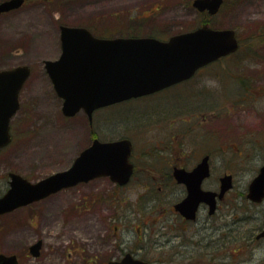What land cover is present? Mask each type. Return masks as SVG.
Wrapping results in <instances>:
<instances>
[{
    "label": "rangeland",
    "instance_id": "rangeland-1",
    "mask_svg": "<svg viewBox=\"0 0 264 264\" xmlns=\"http://www.w3.org/2000/svg\"><path fill=\"white\" fill-rule=\"evenodd\" d=\"M192 1L26 0L22 7L0 14V69L24 64L32 69L20 93L21 108L11 119L14 139L0 152V196L9 187L10 171L37 181L70 167L92 143L93 134L101 139L130 134L131 130L136 131L131 129L130 121L136 123L141 111L155 106L176 108V104H146L160 101L169 93L166 90L153 97L132 100L130 104L96 111L92 128L83 110L75 116H65L62 101L45 69V60L57 59L62 52L61 25L88 27L96 35L106 37L154 35L166 39L196 28L204 24L203 18L210 17L205 23L212 27L237 30L240 49L205 68L184 88L177 89L175 95L186 94L183 101L204 103L209 102V97L208 93L201 95V90L213 89L214 104H192L180 111V117L190 119L195 114L207 117L203 120L204 128L217 132V174L234 172V186L226 195L232 204L224 202L217 218L235 227L225 236L231 239L230 246L234 248L229 253L230 264H264V239L255 238L264 226V202L255 204L246 197L248 184L264 162V0H226L215 15L198 11ZM103 117L109 123L116 119H124V123L118 121L105 127ZM144 122L147 121L141 120L138 127ZM147 124L133 133L140 147L153 133ZM156 133L162 136L165 131ZM138 175L144 185L138 181L126 188H115L107 178L91 179L0 216V253L19 255L20 264H86V256H82L86 255L89 239L91 255L97 254L104 260L118 254L112 245L115 235L118 242L127 241L124 247L144 251L141 254L149 263L188 264L179 258L169 260L163 246L154 243L146 249L141 246L140 229L155 238L152 229L158 230L164 222L162 208L166 210L170 199L166 202L159 188L163 185L161 173L146 171ZM148 181L152 189L145 187ZM207 213L203 210L200 218ZM222 213H228L225 219H221ZM152 218H159V222L154 225ZM187 226L181 222L182 228ZM245 236L248 238L240 251L236 246H240ZM38 238L44 240V245L41 254L35 257L29 247ZM218 249L222 255L221 244L215 248Z\"/></svg>",
    "mask_w": 264,
    "mask_h": 264
},
{
    "label": "water",
    "instance_id": "water-1",
    "mask_svg": "<svg viewBox=\"0 0 264 264\" xmlns=\"http://www.w3.org/2000/svg\"><path fill=\"white\" fill-rule=\"evenodd\" d=\"M224 0H193L200 12L215 15ZM25 0H3L0 14L16 10ZM62 52L57 59L45 60V69L59 96L62 111L74 116L81 109L92 122L94 111L131 97L162 89L189 78L200 67L236 52L240 47L234 28H215L204 23L194 29L176 33L168 39L154 36L99 37L88 27L61 25ZM29 65L0 69V150L12 139L11 119L20 108V92L31 75ZM130 140L102 141L95 138L83 149L72 165L37 181L11 172L10 189L0 197V214L48 197L64 188L109 175L125 183L131 173ZM208 164L202 161L191 173L183 171L180 179L188 185L187 197L177 206L189 219L196 218L201 202L216 210L233 187V176L221 178L219 192L205 190L202 181L208 175ZM247 197L254 202L264 199V165L250 182ZM264 237V228L257 238ZM43 241L29 248L30 254H41ZM0 264H19L17 254L0 253ZM110 264H150L127 253Z\"/></svg>",
    "mask_w": 264,
    "mask_h": 264
},
{
    "label": "flooded vegetation",
    "instance_id": "flooded-vegetation-1",
    "mask_svg": "<svg viewBox=\"0 0 264 264\" xmlns=\"http://www.w3.org/2000/svg\"><path fill=\"white\" fill-rule=\"evenodd\" d=\"M233 54L234 53L229 54L227 56H232ZM219 60L220 59L212 61L200 67L189 78L183 79L179 82L173 83L162 89L156 90L148 94H144V95L137 96V97H131L129 99L111 103L110 105L101 107L94 111V115H95L96 111L108 110L109 108L115 105H118V104H130L132 100H139V99H143L149 96L153 97V96L159 95L160 92L169 90V93L165 95L160 101L151 100L146 104H169L173 106L174 104H176V108L174 110L172 106H167V107L155 106V108L149 107L147 110H143L139 113L140 118L138 117V120L136 123H132L130 121V124H132L130 126H133V128L131 129H136V131H141V128L145 126L147 123H148L147 124L148 126H151L150 130L153 131V133L148 135L144 139L147 142L143 144L141 147L137 145V141H136L137 139L135 136H133V133L136 131L134 130L132 131L131 129H128V131L131 130L130 134H128L129 132H127L115 138L111 137V138L101 139L99 138V136H96L94 134L92 135L93 136L92 142L95 138H99L102 141H117V140H123V139L130 140L131 149H132L130 156H129V162L131 163L132 168H131V173L129 175V179L127 182L121 183L118 180H113L112 177L109 175L99 176L94 179H98V178L106 179L107 178L111 180L115 188H126L130 186L131 184H133L134 182L136 183L138 181L140 184H143V185L145 184V182L142 181L141 177H139L138 175L140 172L149 171L151 173H161L163 176V182H162L163 185L160 186L159 188H161L163 193L165 194V196L163 197L164 199H166V202L168 199H170V203L168 204L166 210L165 208H162V211L164 212H162L161 214L164 215L165 218L161 219L162 221L164 220V222H161L160 228L158 230L152 229L154 231L153 233L156 235L155 238H153L152 236H150V234L148 235L147 233H145V231L140 229V236L142 238L140 240V242H142L141 246H143L145 249H146V246L152 243H154V246L155 245L163 246L164 248L167 249L166 252H167V257L169 258V260H175L179 258L180 260L189 262L188 264H230L228 258L231 255L229 253L230 251L234 250V248H231L230 246L231 239L230 238L225 239V236H227V232L233 231L235 229L234 224L232 225L229 221H218L217 220L218 215L220 214L219 211L220 209H222L224 202L225 204H228V205L232 204V202H230L229 199H227L226 197L228 192L226 193L224 198L217 199L216 210L214 213L209 212L210 208L207 203L201 202L198 205L195 219H189L185 217L177 207L179 203H181L187 197L188 192H189L188 185L185 181L180 179V174L183 171L187 173L193 172L198 167V165L202 163V161L204 160L208 164L209 173L202 181L203 189L219 192L221 188V178L227 174H232L233 186H234V174H233L234 172L226 171L221 176L217 174L218 172L217 167H216L217 151H218L217 132H215L212 128H210L209 130L204 128L203 126L205 123L204 121L207 120V117L204 115L198 116L196 114L194 117H191L190 119H187L186 118L187 116L180 117V114H181L180 111L184 110L186 107H192V104H208V103L214 104L215 99H214L213 89L206 90L203 92L201 90V95L208 93V97H209V100H208L209 102H204V103H199V102H196L190 99L183 101L184 98H187L186 94H182L183 96L181 94L175 95L177 93V89L179 90L180 88H184V86L187 85L190 81L194 80L195 77L200 72L204 71V69L207 68L208 66L217 63ZM182 84L184 85L182 87H179ZM53 87L55 89L54 84H53ZM55 92L63 104V98L59 96L56 89H55ZM172 92H175V93H172ZM177 104H187V105L184 107H181V106H178ZM188 104H191V105H188ZM20 108H21V104H20ZM81 110H83L86 113V110L84 109H81ZM173 114L174 115L178 114V117L173 118L172 117ZM68 117H71V116H68ZM93 119H94V116H93ZM213 119L215 118L212 116V120ZM88 120H89V125L92 128L93 120L91 122L89 117H88ZM141 120H146L147 122L142 123V126L138 127ZM161 120H163V122H160ZM108 121L109 119H106L105 117L101 119L102 125L105 127H111L114 124L116 125L118 124V121L124 123V119H116V121L113 123H109ZM160 130H164L165 134L160 136L159 134L156 133L157 131H160ZM10 131H11L12 141H13L14 136H13V121L12 120H11ZM2 150L3 148L0 150V152ZM242 153L243 151L240 153L241 157H243ZM263 165H264V162L262 166ZM261 167L259 168V171ZM11 172L12 171L8 173L9 174V180H8L9 187L7 188L6 192L10 189V186H11L10 184V177H11L10 173ZM149 184H150V181L146 183L145 187L152 189L153 186H149ZM249 184H248V187H249ZM133 186L136 188V185H133ZM62 190L63 189H61L60 191ZM56 193H53V194H56ZM53 194L49 195L46 198H49ZM112 197H117V196L113 195ZM43 199H40L34 202H38ZM247 199L250 202L255 203V204H262L264 202V199L260 203L253 202L248 197ZM34 202L29 203L27 205L17 207L12 211L0 214V216L12 213L21 208L31 206ZM153 207L154 206L150 208L152 209ZM203 210L205 211L207 210L208 213L204 217L200 218L201 212ZM153 214H156V213H153ZM227 214L228 213H225V214L222 213L221 219H225L224 216H227ZM206 216L209 219L208 218L206 219ZM171 219H173L174 221ZM177 220L188 224V226L186 228H182L181 222L178 224ZM151 222H153V224L155 225L159 222V218L157 219L152 218ZM191 224H194V227H190ZM115 228L118 230V226H116ZM263 228L264 226L260 228L257 234ZM257 234L255 236L256 240L264 239V237L257 238ZM114 238L115 240L112 245L115 247L118 254H112L110 255L108 259H104V260H101L97 254L94 256L91 255L90 248L92 246V243L90 242V239H89V244L87 243V246H86L87 248L86 255L82 256V257L86 256V259L84 258V260L86 261V264H110L113 261L121 260L124 257V254L126 252L133 254L135 258H139L144 261L148 260L147 257H144L141 254V252L144 253V251H141V252L137 251L138 248L137 249L131 248L129 247V245L124 247V245L127 244V241L121 240L120 242H118L117 238L119 237L117 236L115 237V235H114ZM247 238L248 236H245L240 246H236V248L239 247V250L243 251L244 250L243 245H245V241H246L245 239ZM38 240L43 241V244H42V248H43L44 240L42 238H38L36 241ZM116 243H118V245ZM219 244L222 245V249H223L222 255L221 254L219 255L218 253L220 249H218L217 251L215 250V248H217V245L219 247ZM42 248H41V252H42ZM19 260H20V257H19ZM150 263L154 264L153 261L152 262L150 261Z\"/></svg>",
    "mask_w": 264,
    "mask_h": 264
},
{
    "label": "trees",
    "instance_id": "trees-1",
    "mask_svg": "<svg viewBox=\"0 0 264 264\" xmlns=\"http://www.w3.org/2000/svg\"><path fill=\"white\" fill-rule=\"evenodd\" d=\"M226 1V0H225ZM208 21H210V17L209 18H203V20H202V22L203 23H205V22H208ZM264 30V29H263ZM262 30V31H263ZM94 32V31H93ZM97 34V33H96ZM101 36V35H100ZM130 36H136V35H130ZM152 36H154V35H152Z\"/></svg>",
    "mask_w": 264,
    "mask_h": 264
}]
</instances>
